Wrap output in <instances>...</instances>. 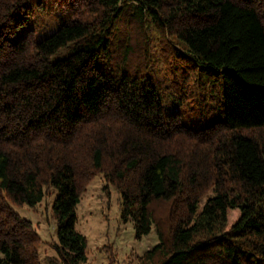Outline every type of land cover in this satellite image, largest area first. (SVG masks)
<instances>
[{"label": "trees", "instance_id": "trees-1", "mask_svg": "<svg viewBox=\"0 0 264 264\" xmlns=\"http://www.w3.org/2000/svg\"><path fill=\"white\" fill-rule=\"evenodd\" d=\"M32 1L0 0V264L40 263L41 237L13 205L52 189L58 240L47 263L87 264L76 207L98 175L139 238L157 233L141 264H264V0L39 2L68 14L42 40L18 35ZM154 29L201 66L199 101L222 98L224 119L192 129L154 78L97 65L117 44L127 63L147 62L153 47L166 58ZM230 210L241 214L231 228Z\"/></svg>", "mask_w": 264, "mask_h": 264}, {"label": "rangeland", "instance_id": "rangeland-1", "mask_svg": "<svg viewBox=\"0 0 264 264\" xmlns=\"http://www.w3.org/2000/svg\"><path fill=\"white\" fill-rule=\"evenodd\" d=\"M60 1V0H58ZM42 2L48 6L52 0H33L29 8L34 12V16H26L27 23L22 26L18 35L23 34L25 30L31 29L36 33L38 40L52 35L62 20L68 16L64 8L54 5L53 7L40 8L37 3ZM52 8V9H51ZM153 40H158L163 48L167 49V57H163L157 47L153 51L149 50L147 62L140 63L136 59L128 63L125 61L122 50L116 45L112 58L107 62L105 58L97 59L99 66L108 67L119 73H129L130 76H136L137 73H143L145 76L154 78L161 83L159 90L164 98L165 106L170 111L181 113L182 122L192 128L201 129L218 119H224L225 114L222 111V98L209 101L202 104L199 101L202 89L205 87L201 82L202 68L194 60L184 59L182 54L184 49L181 44L177 43L174 38L165 39L154 29ZM17 39V38H16ZM116 39V37H115ZM172 44L170 46L169 44ZM156 49V50H155ZM68 48L63 49L55 57L64 56ZM196 71L195 76L185 75L189 72ZM182 82L179 89L172 87V79ZM184 78V80H183ZM216 80L217 88L211 83L207 88L214 87L218 92L221 84L217 82L220 79L213 75ZM187 85L185 89L184 85ZM206 88V87H205ZM183 101L181 104V100ZM58 197V191L52 189L42 202L35 206L13 205L14 210L25 219L29 220L35 230L41 237L40 253L41 259L39 264H48V258L56 256L53 245L58 240V220L54 218V204ZM205 199L201 203L204 205ZM241 217L239 210H230L228 212V224L231 228ZM76 225L75 230L86 237L87 246V264H110L109 256L105 247L112 246L115 253L114 264H141L145 252L152 249L158 243L157 233L154 228L148 235L138 237L135 222L132 218L125 221L122 213V197L117 189L106 181L103 175H98L88 185L83 193L80 203L76 207Z\"/></svg>", "mask_w": 264, "mask_h": 264}]
</instances>
